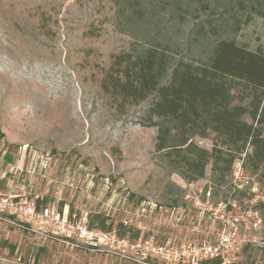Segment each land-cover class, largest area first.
Here are the masks:
<instances>
[{
    "label": "rangeland",
    "instance_id": "374dc122",
    "mask_svg": "<svg viewBox=\"0 0 264 264\" xmlns=\"http://www.w3.org/2000/svg\"><path fill=\"white\" fill-rule=\"evenodd\" d=\"M192 26L189 20L178 27L182 45ZM205 29L206 39L192 46L202 59L219 37L264 52V17L253 15L237 32L214 36ZM136 43L142 42L117 28L113 0H0V196L44 199L90 218L102 214L113 229L126 217L135 228L139 204L174 207L183 232L204 231L200 239L211 240L219 221L202 206L230 202L236 207L227 206L226 214L245 240L231 264H264L261 170L244 166L242 154L222 184L213 182L210 165L203 179L186 182L155 155L156 128L142 123L153 99L121 114L101 92L111 56ZM184 54L183 47L175 59ZM194 141L211 149L209 139ZM60 241L0 215V264H137L105 261L100 252Z\"/></svg>",
    "mask_w": 264,
    "mask_h": 264
},
{
    "label": "trees",
    "instance_id": "16d2710c",
    "mask_svg": "<svg viewBox=\"0 0 264 264\" xmlns=\"http://www.w3.org/2000/svg\"><path fill=\"white\" fill-rule=\"evenodd\" d=\"M113 2L117 28L142 43L111 56L99 87L121 114L153 99L142 123L156 128L154 153L162 164L189 183L203 179L210 165L213 182L220 185L234 160L245 154L243 165L253 173L261 170L264 178V52L223 37L203 59L192 47L206 39L205 24L217 36L239 31L253 15L264 17V0ZM189 20L193 26L182 45L178 27ZM183 47L185 54L175 59ZM195 138L209 139L211 149L197 145ZM35 202L39 209L46 204L39 198ZM262 220L264 225V209ZM108 221L107 216L94 214L88 228L140 237L139 230L123 221L115 229ZM207 263L220 264V260Z\"/></svg>",
    "mask_w": 264,
    "mask_h": 264
},
{
    "label": "built area",
    "instance_id": "2783aa9c",
    "mask_svg": "<svg viewBox=\"0 0 264 264\" xmlns=\"http://www.w3.org/2000/svg\"><path fill=\"white\" fill-rule=\"evenodd\" d=\"M237 170L238 167L234 170L235 177L238 176ZM206 196L209 197V193ZM227 206L232 209L236 207L230 202L218 203L214 207L206 202L202 206V211L211 212L213 219L219 221L220 227L214 240L192 239L179 242L169 239L157 242L151 237L132 239L127 235L118 236L114 230L105 232L89 229V213L86 211L67 216L66 212L52 208L39 209L32 199L0 196V215L18 220L32 232L45 237L63 238L65 242L74 240L72 246L76 243L110 258L137 264H203L214 259H219L221 264H231L245 240L238 236L236 225L229 220ZM151 207L154 206L139 204V215L146 213ZM123 223L127 225L128 221ZM259 223L260 219L254 216L252 226L256 228Z\"/></svg>",
    "mask_w": 264,
    "mask_h": 264
},
{
    "label": "crops",
    "instance_id": "0c3cea01",
    "mask_svg": "<svg viewBox=\"0 0 264 264\" xmlns=\"http://www.w3.org/2000/svg\"><path fill=\"white\" fill-rule=\"evenodd\" d=\"M44 208L55 209L54 207L47 204H45ZM136 209L137 210L134 212V215L138 217L137 218L138 220L135 229L139 230L140 234H142L145 231H148L149 229L151 233L149 237L154 238L157 242H164L169 239H174L179 242L185 240H192V239L200 240V237L204 235V231H200L201 232L200 236L194 232L189 233V231L187 232V230L186 232H183L181 228V223L180 221L177 220L179 219V216L181 214L179 210H177L174 207L156 209L154 206L151 207V209L146 212L145 216L144 214L139 215L138 208ZM57 211L66 212L67 216L75 214L70 212L68 206L66 205H64L62 209H59ZM144 217H148L149 219L148 224L145 223L147 220H145ZM124 221H129V218L126 217ZM68 241L69 242H65L62 238L60 242L66 245H71L72 243H74V240H68ZM104 259L105 261L116 262L114 258L112 259L106 255H104Z\"/></svg>",
    "mask_w": 264,
    "mask_h": 264
}]
</instances>
